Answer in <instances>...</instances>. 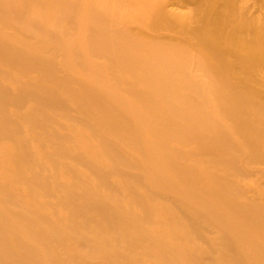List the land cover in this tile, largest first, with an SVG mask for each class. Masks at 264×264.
<instances>
[{"label":"bare ground","instance_id":"bare-ground-1","mask_svg":"<svg viewBox=\"0 0 264 264\" xmlns=\"http://www.w3.org/2000/svg\"><path fill=\"white\" fill-rule=\"evenodd\" d=\"M246 5L0 0V264H264Z\"/></svg>","mask_w":264,"mask_h":264},{"label":"rangeland","instance_id":"rangeland-1","mask_svg":"<svg viewBox=\"0 0 264 264\" xmlns=\"http://www.w3.org/2000/svg\"><path fill=\"white\" fill-rule=\"evenodd\" d=\"M171 1H176V0H171ZM245 1V5H246V7L249 9V12H250V14H252V15H254V16H256V17H261V18H264V9H263V6H264V0H247V2H246V0H244ZM263 4V5H262ZM257 5H258V7H257ZM260 5V6H259ZM251 8H250V7ZM173 8H175V9H177V11H182V12H190L191 11V7H177V5L176 6H174ZM256 8L258 9V10H256ZM261 10V11H260ZM260 11V12H259ZM254 13V14H253ZM261 15V16H260ZM118 27H120L119 25L118 26H116V28H118ZM69 53V48H64V49H62V50H59V52H58V55H59V58L60 59H62L63 58V56H65V55H67ZM58 62H59V60H58ZM61 69V65H59V68H58V70H60ZM65 73H67V71H64L63 72V74H65Z\"/></svg>","mask_w":264,"mask_h":264}]
</instances>
